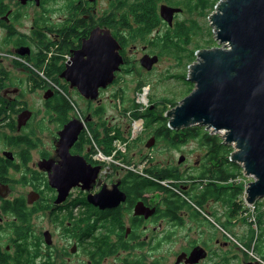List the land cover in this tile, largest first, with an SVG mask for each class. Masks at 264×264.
I'll return each instance as SVG.
<instances>
[{
	"label": "flooded vegetation",
	"instance_id": "flooded-vegetation-1",
	"mask_svg": "<svg viewBox=\"0 0 264 264\" xmlns=\"http://www.w3.org/2000/svg\"><path fill=\"white\" fill-rule=\"evenodd\" d=\"M207 2L0 0V264H264L229 149L164 126L127 146L133 117L108 96L176 73L162 65L204 39ZM109 35L122 62L87 99L75 86L106 72Z\"/></svg>",
	"mask_w": 264,
	"mask_h": 264
},
{
	"label": "water",
	"instance_id": "water-1",
	"mask_svg": "<svg viewBox=\"0 0 264 264\" xmlns=\"http://www.w3.org/2000/svg\"><path fill=\"white\" fill-rule=\"evenodd\" d=\"M208 19L220 46L196 52L187 77L195 87L166 113L168 127L220 133L233 147L231 160L254 178L245 192L246 204L254 205L264 198V0H220ZM106 43V72L85 75L84 84L75 86L87 99H96L100 88L113 83L122 62L116 40L109 35ZM145 60L151 69L157 57Z\"/></svg>",
	"mask_w": 264,
	"mask_h": 264
},
{
	"label": "rangeland",
	"instance_id": "rangeland-1",
	"mask_svg": "<svg viewBox=\"0 0 264 264\" xmlns=\"http://www.w3.org/2000/svg\"><path fill=\"white\" fill-rule=\"evenodd\" d=\"M216 5L214 6L212 11L215 10ZM208 17H209V14L207 13L206 23H205V32H204V30H202V34L205 33V37L200 42V44L203 46V49L211 48L210 46H212V47H217V46L219 47L220 46L219 43L217 42V40L215 39V34L213 32L214 27H212L210 25V21H209ZM209 28L211 29L212 35L210 33ZM211 40H215L216 42H212L210 44L206 43V41H211ZM180 43L184 44L185 42L181 41ZM197 43H199V42H193V45L189 46L191 48V50L195 47V44H197ZM185 56L186 55L184 54L181 57L182 59L178 60L180 63V67H174V63H176L175 59L174 60H166L163 63L162 67L163 68H172V70L176 72L174 74H157L156 73V74L145 75V82H148V84L145 85V87H147V88H145L144 92L139 96V98H138L139 92L135 91V89H136L135 82H133V80L128 76L125 78L128 82V86H113L110 89L108 96L113 98V95L117 92L118 89L124 88L125 89L124 98H125L126 107L131 105L132 100H135L136 102H138L140 104L141 110H145L150 105L149 102H150L151 96H153L155 98H159L162 96L163 97H172L175 94V95H177V97H180V99H179V102H180L184 98L183 94L186 90L185 81H184L182 76L185 73L188 74L189 66L191 65L189 63V57L190 56L187 59L184 58ZM194 87H195V85H194ZM145 92H146V96L144 97L143 94ZM151 107L154 108V105ZM157 112H158V116L162 117L164 121H165V119H167L165 117V113H164L163 108L158 107ZM111 114L115 115L118 113H117V111L112 109ZM136 122H142L141 127L138 130L135 128ZM159 126H161V124H154L153 127L149 129L146 127L144 122L141 120L131 121L130 126L127 129V135H128L127 136V142H128L127 146L131 145V146L147 147V148L154 147L155 143H156L155 141H153L154 144L151 147H149L148 144H149L150 139H152V135L154 134L153 133L154 130L158 129ZM214 135L217 138L221 137L218 134H214ZM137 136L140 138V140L138 142L132 144L131 140L135 139ZM197 144L198 143H194V145L192 144V148L195 147V145H197ZM171 146H172V144H171ZM190 148H188L186 150V152L188 150H190ZM253 180H254V178L252 176H250V177L243 176V177H240L239 182H240V185H243L244 183H247V182L250 183ZM240 198H241V200H243L245 202V205H246L245 193L243 194V196H240ZM262 204L264 205V199L258 200L255 205H256V207H259ZM252 206H254V205H252ZM251 210L256 211L255 206L251 207ZM248 216H249V219L251 221V219H252L251 215H248ZM252 239H254V240L256 239L254 235H253Z\"/></svg>",
	"mask_w": 264,
	"mask_h": 264
},
{
	"label": "trees",
	"instance_id": "trees-1",
	"mask_svg": "<svg viewBox=\"0 0 264 264\" xmlns=\"http://www.w3.org/2000/svg\"><path fill=\"white\" fill-rule=\"evenodd\" d=\"M219 2V0H208L207 2V13L210 15L213 11L214 6ZM210 29V28H209ZM210 33L212 35L211 29H210ZM212 42H216L215 40H211V41H206L207 44H210ZM193 45V41L190 40L189 42H185L184 44L182 43H178L174 46V51H173V56L176 58H181L184 55V51H186V46H192ZM214 46V45H213ZM212 47V46H210ZM203 46L200 43L195 44V47L189 52V63L192 64L195 59V53L197 50L202 49ZM187 73H185L182 77L185 81V85H186V90L183 94V97L187 96L188 94L191 93V91L194 88V84L189 82L187 80ZM148 82H145V79L142 80L140 83L136 84V92H140L142 90V88L147 85ZM125 96V89L124 88H120L117 90V92L113 95V97L118 98V99H122L125 100L124 98ZM179 99L180 97H177V95H173L172 97H159V98H155L153 96H151L150 98V102H149V108L145 111V112H141L139 111V106L138 104H136L135 100H132L131 105L128 106L126 108V112H131V115L133 117V119H143L144 120V124L146 125L147 128H152L154 124H161V126L164 127H168L167 126V119H165V121L163 120L162 117L158 116V107H161L164 109V113L166 111H168L171 108L176 107L179 104ZM154 105L155 107L152 109L151 106ZM168 130H170L169 128H167ZM185 131H187V133L191 136V137H204L205 138V142L207 143V145H217V146H226L229 150L228 153H232L233 148L229 145L224 144L223 142H217L215 143V137H211L209 135V133L205 130V128L203 127H192V128H188ZM212 142V143H211ZM239 173L238 175H241V166H238ZM145 185H142L139 188H136L137 191L141 192L144 189ZM239 197L241 195H243V188L241 186H239ZM241 199V198H240ZM243 201V200H242ZM240 200V202H242ZM244 202V201H243ZM241 209V206L240 208ZM256 211L254 213V218H255V222L252 221L251 223H248V218L242 217V221L247 223L250 227H253L255 229V232L257 231V229H264V209H263V205H260L259 207H255ZM240 216H244L240 213ZM263 235H261V237H263ZM255 238H257V236L255 235ZM254 241V239L252 240V242ZM263 242V240H262Z\"/></svg>",
	"mask_w": 264,
	"mask_h": 264
},
{
	"label": "bare ground",
	"instance_id": "bare-ground-1",
	"mask_svg": "<svg viewBox=\"0 0 264 264\" xmlns=\"http://www.w3.org/2000/svg\"><path fill=\"white\" fill-rule=\"evenodd\" d=\"M93 58V57H92ZM100 58V57H99ZM175 108V107H174ZM142 122L135 123V128L138 130L141 127Z\"/></svg>",
	"mask_w": 264,
	"mask_h": 264
}]
</instances>
